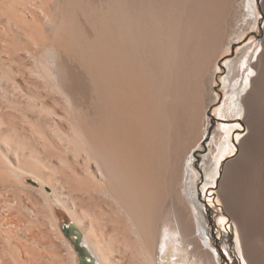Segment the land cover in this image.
Listing matches in <instances>:
<instances>
[{"label": "bare ground", "instance_id": "bare-ground-1", "mask_svg": "<svg viewBox=\"0 0 264 264\" xmlns=\"http://www.w3.org/2000/svg\"><path fill=\"white\" fill-rule=\"evenodd\" d=\"M258 5L0 0V264H222L191 156ZM263 55L259 42L229 60L222 115L246 111ZM209 148L221 191L234 145L221 131ZM235 225L223 243L250 264Z\"/></svg>", "mask_w": 264, "mask_h": 264}, {"label": "rangeland", "instance_id": "rangeland-1", "mask_svg": "<svg viewBox=\"0 0 264 264\" xmlns=\"http://www.w3.org/2000/svg\"><path fill=\"white\" fill-rule=\"evenodd\" d=\"M262 1L259 0V12L253 28H250L241 40L238 39L231 52L219 61L222 67L218 69L217 80L213 83V95H217V99L208 109V116L213 121L212 130L202 141L204 146H197L191 156L195 167L200 170L196 180L197 197L206 210L211 232L209 237L213 241L214 249L220 254L222 264H236L235 261L239 258L244 264L238 251L230 247L227 251L223 243L226 232L230 235L234 233L235 238V222L242 233L250 264H264V55L258 64V71L253 75L256 80L245 101L247 112L243 107L245 112L240 117L233 116L230 111V116L221 114L225 98L228 97L227 88L223 84L230 71L227 69L228 62L231 63L239 53L259 42H263L264 49ZM255 60L257 61V58ZM250 88L251 86L248 90ZM210 110L214 116H211ZM221 131L227 132L234 150L226 154L220 165L221 173L219 172L217 180L220 174L224 175L220 191L217 182L207 183L206 171L202 167L206 155L211 151L209 146L212 144V138ZM57 208L62 228L74 224L70 214L63 207ZM221 217L224 219V226L219 223ZM71 236L79 243L76 236ZM234 238L229 242H233Z\"/></svg>", "mask_w": 264, "mask_h": 264}, {"label": "water", "instance_id": "water-1", "mask_svg": "<svg viewBox=\"0 0 264 264\" xmlns=\"http://www.w3.org/2000/svg\"><path fill=\"white\" fill-rule=\"evenodd\" d=\"M209 113L211 114V116H214V115L212 114L211 110L209 111ZM83 249H84V248H83Z\"/></svg>", "mask_w": 264, "mask_h": 264}]
</instances>
